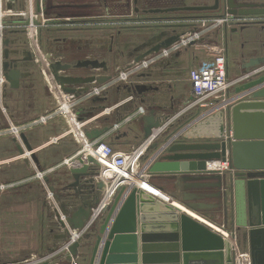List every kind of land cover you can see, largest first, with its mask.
Segmentation results:
<instances>
[{"label":"crops","instance_id":"1","mask_svg":"<svg viewBox=\"0 0 264 264\" xmlns=\"http://www.w3.org/2000/svg\"><path fill=\"white\" fill-rule=\"evenodd\" d=\"M22 1L26 3V0H4L5 9L7 11L20 12L24 7ZM31 1H33V9L29 8L28 3L25 4V9L23 11L26 13L25 18L17 19L8 24L11 29L4 41L7 44L5 50L7 49V51H10L12 49H17L23 51V57L17 59H13L12 57L9 58L10 52L8 51V58L3 59L2 61V63H9L10 65L14 63L13 65L21 74L19 87L17 89L9 88L5 99V106L7 107L8 112L12 113L14 120L17 122L31 120L42 113L52 110L56 105V99L49 91V101L46 110L40 112L32 110L30 113L27 111V113H24L22 118L19 119L16 114L12 112L14 108L17 109L18 105L13 103L11 107L8 101L11 94L14 96L18 94V91L21 90L25 81L31 80V67L37 64L39 68L35 59L28 61L24 58L26 57V50L30 49L28 45L29 42L27 41L25 45V40L23 39V35H25L24 32L26 33V24L30 10H33L32 12L34 13H39L41 8L44 10V17L51 20L50 24L45 29H41V35L42 32L45 31V33L49 34L56 33L82 36L85 32L114 30L115 26L113 24L120 23L121 21L107 20L106 18H117L118 16L127 17V15L132 12V5L134 3V0ZM137 1L144 2L146 0ZM240 1L248 2V0H234V5L236 7L252 5L254 7L264 8V0H253L254 4L236 3ZM257 1L259 3L263 2V4L255 3ZM184 2L185 6L188 7L208 6L207 0H184ZM147 16L149 17L150 15ZM246 20L264 21L258 19V17H251ZM185 21L172 23H186ZM20 24H22L24 29V32L22 31V33L13 29L20 26ZM146 24L149 27L152 26L154 22L147 21ZM162 24L167 25L166 23ZM227 28L228 29L225 27L220 28L218 34L215 33L210 37L212 40L208 38L215 42L217 46L224 49L227 60L229 59V56L232 55V57L234 56L235 59L237 58L239 60V63H242L243 60L256 57L264 52L263 47L262 49H258L259 42L256 44L257 48L254 45L241 48V40L239 38L242 34L248 41L251 39L257 40L263 38V24H255L245 28L244 31L237 32H235V30L239 27ZM191 29L192 27L188 26L176 29V31L181 35ZM171 31L173 30L166 29L165 32L167 34L164 36H169ZM166 37H161L159 40L163 41ZM20 39L23 41L22 46L16 44L17 40L19 41ZM206 40L207 39L203 40L201 44H205ZM83 41L84 40L81 38L80 42L72 41L68 43L67 47L69 48L67 49V54L62 51V56L55 58L54 62H60L63 65H70L72 67L67 71L59 72V75L68 77L71 80H82L89 77L104 79L112 76L117 70H121L129 64L127 63L122 67H116L114 62L110 63L107 60H101L97 55L93 56V58L88 57V55L85 56L83 51L85 48L89 47V45L86 46ZM100 42V39L96 41L94 40L93 43H97L96 45L94 44V47L92 48L94 51L99 52L104 49V47L99 46ZM233 49L234 51H232ZM108 52L112 53L111 49H108ZM200 53L202 54L199 49L194 47L185 49L168 59L156 63L148 70L139 73L130 81V83L114 86L106 91L99 99L84 103L77 110V120H86L85 128L80 131V133L83 132L81 133V137L79 135L75 136V132H77L76 122L67 124L62 119H56L46 127L28 132L26 140L34 152V159H31V161L25 159L21 162L5 163L0 166V182H17L33 175L34 166H37L38 169H45L57 166L63 159L74 158L77 151L86 142V133L107 128L108 130L99 137V139L110 145L115 151L129 153L134 149H143V147H145L146 142L142 139V135L145 127L144 118L146 117H154L153 121L160 122L159 128L152 130L150 136L151 143L156 142L160 137H166L165 132L167 134L168 132L173 133L176 129L183 126L185 127L191 122H194L199 116L207 113V109L183 111L186 103L191 99V86L188 80V74L189 71L197 66L203 59H201ZM241 54L245 55L244 59L241 58ZM85 60L105 62L106 70L74 68L78 62ZM74 61L75 64H72ZM230 69L228 61L229 73ZM239 71V69L233 71L234 77L239 76ZM65 72H69L71 75H64ZM44 84L47 86L45 82ZM79 87L80 85L73 83L64 85V88L75 89V91ZM24 104L26 103L21 102L20 106H23ZM140 110H142L141 113L139 112ZM132 116L134 117L128 123L123 124L125 119ZM118 124L121 126L114 129L115 125ZM60 135H63V137L60 138V140L58 139L57 142H54V139ZM17 148L18 146H16L11 139L0 140V161H6L15 157L19 153ZM153 155L154 153H143L142 159L145 156L146 159L144 158L143 161L141 160V169L146 167V161ZM81 160L82 163L79 162V164H75L74 167L76 166L77 169H81L84 163L89 165L87 162L89 159L82 157ZM91 168L87 170V177H85V175L79 177L77 184H75L74 177L70 172L71 167L66 166L57 168L53 173L46 176V183L60 200L64 212L68 213L70 211L71 213L69 214H72L79 209V207H82V205L86 207V204H92L97 198L99 191H97L95 187V174L97 175L98 172L95 168ZM229 175L230 173L225 177L227 181ZM183 178L184 176H177L175 180L170 181L166 177L150 176L148 181L150 185L172 199V204L166 205L179 210L180 214L190 216L192 219H195V221L213 232L216 230L225 231L226 228L231 227V216L228 215L229 210L227 207H224L223 202H220H225L224 197L227 195H229V198L231 199V193L228 190H225L222 182L220 181L221 187L218 189L211 186L218 183L215 179L184 180ZM42 190L40 183L37 184L36 182H32L0 194V263L17 261L29 255L39 254L41 255L39 257L51 256L52 259L49 264H70L65 261V255L57 256L58 252H56V248L61 242H63L62 232L59 231L54 233L53 231H48L46 228V213L51 214V210L47 207L48 205L45 196H43V202L41 203L39 219L38 215L37 218H34L36 214L34 211L37 209V206L33 203H21V197H24L25 193L30 195L31 193L41 192V194H43ZM218 192L219 196H216ZM66 195H74L72 196V199L79 202L73 201L75 202L72 203L74 206H70L73 207L70 208L65 203ZM75 204L77 205L75 206ZM205 204L208 206L206 209H203L207 210L204 214V211L199 206ZM107 205H109V201ZM211 205H214L215 208L213 209ZM190 206H194L195 209ZM25 209L28 210V217H26L25 212L21 213V210L23 211ZM193 211L200 213L199 217L204 216L205 218H202L203 220L197 218V216L193 214ZM210 211H216V213ZM99 219L95 225L88 230L89 232L93 228H98ZM218 225L220 226L218 227ZM225 233L228 234L227 231H225ZM242 237L243 238L239 241V249L249 253L250 249L248 240L245 236ZM83 240V243L88 242L87 239ZM88 254L89 252L86 249L80 251L77 263L87 264Z\"/></svg>","mask_w":264,"mask_h":264},{"label":"water","instance_id":"2","mask_svg":"<svg viewBox=\"0 0 264 264\" xmlns=\"http://www.w3.org/2000/svg\"><path fill=\"white\" fill-rule=\"evenodd\" d=\"M134 4H137V0H134ZM224 4V13L215 16L216 18L230 16L240 19L232 21L225 26L226 29L239 27L236 32L255 24L264 25V21L246 20L264 16L263 7L252 5L236 7L234 0H225ZM219 6L220 0H213L211 6L154 9L147 13L154 15L179 12L205 13L217 11ZM206 17L213 16L163 17L147 20L175 18L184 21ZM188 26L190 25L183 23L161 26L173 31L167 37L164 36L166 32L161 33L157 40L161 37L166 38L135 60L169 46L179 37L176 29ZM4 45H7L6 42ZM7 55L6 49L3 58L7 59ZM32 59L31 52H27L25 60ZM13 64L2 63V69L9 88L17 89L21 74ZM262 66L264 57L247 58L240 64L239 75L251 74ZM49 67L55 81L65 93H75V89L64 88L67 84L87 85L93 81L104 83L108 79L89 77L71 80L59 75V72L72 68L70 65L54 62L49 63ZM74 68L106 70V63L85 60L78 62ZM234 96L224 104L226 107L231 106L228 114L230 122L228 135L225 130V112L219 108L208 111L189 125L180 127L173 133L165 132L166 137H160L151 143L145 149V154L154 155L146 161V168L150 176L166 177L170 181L175 180L177 176H184V180L215 179L218 183L211 186L218 189L221 187V181L225 190L231 193L234 227L248 240L251 264H264V74L255 75L237 87ZM144 120L142 139L146 141L150 138L152 130L159 128L160 122L153 121L154 117H146ZM107 130L104 128L86 133L85 137L94 140ZM22 139L30 151L32 148L26 137L23 136ZM17 149L19 153L22 152L19 147ZM144 158L146 159V156ZM79 162L82 163L80 158L78 164ZM87 162L89 165L84 163L81 169H77L76 166L71 168L75 184L81 175L88 176V169L97 166L92 159ZM217 162H228L230 170L228 181L225 179L226 175L222 177L216 171H209L211 164ZM95 187L99 194L93 203L86 204L87 208L82 205L72 213L69 223L73 230L84 227L91 218L93 209L99 205L106 185L95 180ZM216 196H219V192ZM224 199L226 201V197ZM190 207L195 209L194 206ZM179 212L143 190L129 191L121 188L112 202L102 208L98 228L86 232L69 247L64 259L70 264L73 260L77 262L80 251L86 249L89 252L87 264H234V253L228 240ZM65 239L66 234H63L62 241ZM83 239H87L88 242L83 243Z\"/></svg>","mask_w":264,"mask_h":264},{"label":"built area","instance_id":"3","mask_svg":"<svg viewBox=\"0 0 264 264\" xmlns=\"http://www.w3.org/2000/svg\"><path fill=\"white\" fill-rule=\"evenodd\" d=\"M26 3H28L29 8L33 9V1L26 0ZM32 11L30 10L26 24L29 47L33 59L37 61L41 68L44 82L56 99V105L52 110L42 113L31 120L23 122L15 121L5 106L6 89L9 88V86L5 80L0 59V116L3 119V124L0 126V140L11 139L22 151L13 158L0 161V166L5 163L21 162L25 159L31 161L34 152L32 149L30 151L27 150L22 137H26L27 133L34 129L48 126L56 119H62L67 124L76 122L77 132H75V136L79 135L81 137V133L83 132L80 133V131L85 128L86 120H77L78 108L88 101L99 99L106 91L114 86L130 83L139 73L148 70L156 63L168 59L185 49L197 48L203 52L205 57L197 66L189 71L188 80L191 86V99L186 103L183 111L207 109L208 112L218 108L224 111L226 108L224 104L229 99H232L229 98V94L232 90L246 83L250 78H253V76L264 74V66H262L251 74L230 78L225 51L223 48L217 46L215 42L211 41L212 38L210 37L214 35L216 31L220 30V28L228 26L232 21H240V19L237 20L230 16L224 18L206 17L184 20L186 23L183 24L190 25L189 27H192L191 30L179 35L178 39L169 46L162 47L158 51L150 53L139 60L133 59L125 68L117 70L115 74L108 77L104 83L93 81L87 85H80L75 93H65L55 81L52 70L49 67V62L46 61L45 57L40 52L37 43L38 32H40L42 28L47 27L51 20L44 17L45 13L41 8L39 13H34ZM10 14L11 13L4 8V0H0V54L4 47V24ZM205 39H207L205 44H201ZM232 97L235 96L233 95ZM139 112L141 113L142 110ZM133 117L134 116L125 119L123 124L128 123ZM120 126L119 124L115 125L114 129ZM62 137L63 135L58 136L54 139V142H57L58 139L60 140ZM145 142V147H143V149L137 148L129 153H123L115 151L110 145L99 138L94 140L86 139L85 144L77 151L74 158L63 159L55 167L38 169L37 166H34L33 175L17 182H0V194L13 190L21 185H27L35 181L39 182L44 190L47 205L55 221L58 223L60 231L62 234H66V239L56 248V252H58L57 256H66L69 247L81 239L83 235L95 225L100 216L98 210L103 206L105 198L109 196L110 198L112 197L113 200V197L121 188H125L129 191L132 189L143 190L165 204H172L171 198L150 185L148 181L150 174L147 168L144 167L141 169L140 167L143 153L151 144L150 138ZM78 157H81L80 159H82V157L92 159L97 164L95 167L98 172L95 177L96 181L103 182L106 185V189L102 193L99 205L93 209L91 218L84 227L80 230H73L69 223L72 214H69L71 213L70 211L68 213L64 212L60 200L47 185L46 176L53 173L57 168L66 166L72 168L75 164H78ZM217 163L226 166L223 169L217 170V173L229 168L228 162ZM135 180L139 182L142 181L145 184L147 183L154 193L148 190L146 191L144 188H139V186L137 187ZM155 193L162 194L164 198L157 197ZM220 233L223 237L226 236L228 238L232 246L234 264H251L250 254L239 249L235 237L227 235L223 230L220 231ZM51 259V256H42L39 259H31L22 264H44L46 262L49 263ZM71 264H77L76 260H73Z\"/></svg>","mask_w":264,"mask_h":264},{"label":"rangeland","instance_id":"4","mask_svg":"<svg viewBox=\"0 0 264 264\" xmlns=\"http://www.w3.org/2000/svg\"><path fill=\"white\" fill-rule=\"evenodd\" d=\"M188 1H193V0H188ZM224 1L225 0H220V6L219 9L217 11L214 12H205V13H193V12H179V13H175V14H164L163 16L161 15H150L149 18L155 17V18H163V17H173L176 16L177 18L179 16L181 17H190V16H197V15H211L213 16V18H215V16L217 15H222L224 13ZM238 1V0H235ZM23 9L20 10V12H13V11H9L11 14L8 17V19H6V22L4 24V33H3V37H4V41L7 38V35L10 31V26L8 25L10 22L15 21L17 19H21V18H25L26 13H24V9H25V4L23 1ZM237 4H241V3H247V4H254L253 0H248V2H236ZM257 4H263V2H255ZM207 4L208 6L213 5V0H207ZM185 6V2L184 0H146L144 2H140L137 1V4L135 5L133 3L132 5V12L129 13V15H127V17L125 16H118L117 18L115 17H110V18H106L107 20H118L121 21L120 23H115L113 24L115 26L114 30H102L101 32H85L84 35L82 36H73L71 34L65 35V34H49V33H45L42 32V35L40 34V32H38V36H37V43H38V47L40 52L42 53V55L45 57V59L47 61H49L50 63H54L55 58L62 56V51H64V53L67 54L68 52V43L72 42V41H81L84 40L83 42H85L86 46L89 45V47L85 48L83 51V54H85V56L88 55V57L93 58V56L97 55L101 60H107L108 62H114L116 65V67H122L124 65H126L127 63H130L132 61V59H134L135 57L139 56L140 53L142 51H144L143 49L145 48L144 45L147 44L148 40L150 38H153V40H157L158 37L160 36L161 33L165 32V30L159 31V29H152L151 28H147L144 26H147V21H144V19L148 18L147 15L143 14V12H145L146 10L153 9V8H158V9H168V8H174V7H184ZM238 7V6H237ZM4 8H5V2H4ZM137 9V12H136ZM168 15V16H166ZM160 16V17H159ZM258 19L260 20H264V16H260L258 17ZM133 20V21H130ZM117 21V22H118ZM153 25H158V24H153ZM46 28V27H45ZM42 28V29H45ZM17 31H20V33H22V31L24 32L23 26L22 24H20V26L13 28ZM189 31V30H188ZM220 30L216 31L215 33H219ZM167 32V31H166ZM27 33V32H26ZM26 33L24 32L25 35H23V39L25 40V45L26 42L28 41V35L26 38ZM158 34V35H157ZM100 39V47H104V49H102L99 52L94 51L92 48L94 47V40H99ZM56 40V41H55ZM22 40L20 39L19 41L17 40L16 44L19 46H22ZM98 43V41H97ZM96 43V44H97ZM95 44V45H96ZM29 45V43H28ZM108 49H111L112 53L108 52ZM5 51V45L2 49V52L0 54V59L1 62L3 61V52ZM9 51V50H8ZM9 58L12 57L13 59H17V58H22L23 57V51L22 50H17V49H12L9 51ZM26 52H30V49L26 50ZM200 57L201 59L204 58V54L202 52V54L200 53ZM25 58V57H24ZM227 60V58H226ZM229 66H230V73H229V77L232 78L234 77L233 75V71L237 70V66L238 64H240L238 61V59L232 55L229 56ZM227 61V64H228ZM75 64V61L74 63ZM236 67V68H235ZM234 68V69H233ZM31 73H32V77L30 78V81H25L21 90L18 91V94L16 96H14L13 94H11V96L9 97V103L12 107L13 103L17 104V109L14 108V110L12 111L14 114H16L17 118H22V115L24 113H27V111H34L35 112H40V111H44L47 109V103L49 101V90L47 88V86L44 84V79H43V74L41 72V68L37 66V64L35 66L31 67ZM71 75L69 72H65L64 75ZM63 76V75H61ZM9 88L6 89V94L8 93ZM235 90V89H234ZM234 90H232L229 94V98H232V96L234 95ZM7 97V96H6ZM6 99V98H5ZM26 103L23 106H20V103ZM8 103V104H9ZM16 107V106H15ZM231 106H228L225 108L224 112H225V130H226V135L229 134V119H228V114H229V110H230ZM10 113V112H9ZM12 113H10L11 115ZM229 168L227 170H223V171H219V175L223 176V175H227L229 174ZM37 184H39V182L35 181ZM43 194H41V192H37V193H31L30 195L28 193H25L24 197H21V203H33L35 206H37V209L34 211L35 217L37 218L38 215V219H39V212H40V207H41V203L43 202V196H45L44 190ZM72 196L74 195H66V200L65 199V203L66 205L70 206H74L72 203L75 202H79V201H75L72 199ZM183 196V195H182ZM226 201H220L223 202L224 207H227L228 211V215L231 216V227L226 228L225 231L228 232L227 235H234L237 245L239 246V241L240 239H242L243 237L241 236L240 232H238L237 229H235L234 227V213H233V203L231 201V199L229 198V195L226 196ZM75 201V202H73ZM61 203V202H60ZM77 204H75L76 206ZM208 205H200L199 207L203 209H206ZM48 207V206H47ZM211 207H213V209L215 208L214 205H211ZM73 208V207H70ZM211 209V208H210ZM204 214L205 212H207V210H203ZM25 212L26 217H28V210H21V213ZM196 212V213H194ZM212 213H216V211H210ZM32 213V212H31ZM44 213V212H41ZM193 214L195 216H197V218L202 219L205 218L203 217H199L200 213H197V211H193ZM44 216V214H43ZM45 222H46V228L48 231H53L54 233L59 232V225L58 223L55 221L53 214H47L46 213V217H45ZM195 220V219H194ZM203 220V219H202ZM206 220V219H204ZM207 221V220H206ZM199 223V222H198ZM220 225H218L219 227ZM224 226V225H223ZM217 227V228H218ZM207 228V227H206ZM210 230V229H209ZM213 232V231H212ZM216 232V234H218L220 237H222L224 240H228L227 237H223L220 234L219 230L214 231V233ZM234 233V234H233ZM240 247V246H239ZM243 249V248H241ZM245 252V251H243ZM41 255L39 254H34V255H29L27 257H24L23 259H19L17 261H9V262H2L0 264H22L24 262H27L31 259H39Z\"/></svg>","mask_w":264,"mask_h":264},{"label":"flooded vegetation","instance_id":"5","mask_svg":"<svg viewBox=\"0 0 264 264\" xmlns=\"http://www.w3.org/2000/svg\"><path fill=\"white\" fill-rule=\"evenodd\" d=\"M225 2V1H224ZM154 9H158L157 7L156 8H153V9H148V10H146L145 12H143V14H145V15H154V14H149V13H147V11H149V10H154ZM173 14H175V13H173ZM172 14V15H173ZM161 16H163V15H161ZM166 16H168V15H166ZM160 17V16H159ZM173 17H176V16H173ZM179 17H181V16H179ZM178 17V18H179ZM149 18V17H148ZM152 18H155V17H152ZM177 18V17H176ZM144 21H150V20H144ZM177 21H179V19L177 20V19H171V20H157V21H152V22H154V24L156 23V24H158V25H152V26H149L148 27V25L147 26H145V27H147V28H151L152 27V29H159V31H162V30H166L167 28H162L161 26H163L164 24H162V23H166L167 25H178L179 23H172V22H177ZM248 28V27H247ZM162 29V30H161ZM237 29V28H236ZM244 31V30H243ZM237 32V31H236ZM158 35V34H157ZM263 38H259V39H257V40H254V39H251L250 41H248V40H246L245 39V37L243 36V34H242V36H239V38H240V47L241 48H244V47H246V46H256V48H257V42H259V47H258V49H262V47L264 48V35L262 36ZM161 42V40L160 41H158V40H153V38H150L149 40H148V42H147V44L146 45H144V51H142L141 53H140V55L141 54H143V53H145V52H147L148 50H150L152 47H154V46H156V45H158L159 43ZM233 48V47H232ZM232 51H234V49L232 50ZM234 53V52H233ZM245 58V55H242L241 54V58ZM256 57H264V52L263 53H260L258 56H256ZM32 61V60H31ZM228 61V60H227ZM241 64V63H240ZM240 64H238V66H237V70L239 69L240 70Z\"/></svg>","mask_w":264,"mask_h":264},{"label":"bare ground","instance_id":"6","mask_svg":"<svg viewBox=\"0 0 264 264\" xmlns=\"http://www.w3.org/2000/svg\"><path fill=\"white\" fill-rule=\"evenodd\" d=\"M44 8H45V6H44ZM225 167H226L225 165H222V164H219V163H214V164L212 163L211 167L209 168L210 169L209 171H217V170L223 169ZM135 182H136L137 187L139 186V188L141 187V188H144L146 191L148 190V191H151L152 193H154V191L151 190V188L148 186L147 183L145 184L142 181L139 182L137 180H135ZM155 194H156L157 197L159 196L161 198H164V196L162 194H158V193H155ZM108 201H109V204H110V202L112 201V197L110 198L108 196V197L105 198L103 206H101L100 210H98L99 212H101L102 208L108 204Z\"/></svg>","mask_w":264,"mask_h":264},{"label":"trees","instance_id":"7","mask_svg":"<svg viewBox=\"0 0 264 264\" xmlns=\"http://www.w3.org/2000/svg\"><path fill=\"white\" fill-rule=\"evenodd\" d=\"M11 113V112H10ZM11 116H12V114H11ZM13 117V116H12ZM3 124V119H2V117L0 116V126Z\"/></svg>","mask_w":264,"mask_h":264}]
</instances>
